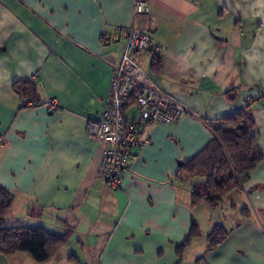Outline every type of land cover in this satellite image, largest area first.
Wrapping results in <instances>:
<instances>
[{"label":"crops","instance_id":"obj_1","mask_svg":"<svg viewBox=\"0 0 264 264\" xmlns=\"http://www.w3.org/2000/svg\"><path fill=\"white\" fill-rule=\"evenodd\" d=\"M135 2L147 12L134 15ZM131 28L162 49L158 72L152 54L139 64L185 115L143 129L147 143L113 190L98 180L101 147L85 129L104 109L124 50L102 37ZM23 80L37 84L38 106L22 108L12 88ZM263 96L264 0H0V188L13 196L6 226L34 220L32 207L38 227L68 232L61 249L74 245L75 264H183L202 223L220 224L225 240L208 251L204 239L192 264H264ZM248 102L262 161L222 198L216 220L206 204L190 206L192 184L178 170L211 141L210 123ZM191 223L199 236L179 258ZM17 256L0 255V264H22Z\"/></svg>","mask_w":264,"mask_h":264},{"label":"trees","instance_id":"obj_2","mask_svg":"<svg viewBox=\"0 0 264 264\" xmlns=\"http://www.w3.org/2000/svg\"><path fill=\"white\" fill-rule=\"evenodd\" d=\"M152 69L156 72L160 69V59L156 56L152 61ZM12 90L22 101V108L28 104L35 107L40 104L35 82H16ZM259 102L264 103V96ZM252 106L253 103L248 102L243 110L210 123L211 141L196 157L179 167L177 175L181 178L182 174H186V179L191 180L192 208L204 203L211 210H216L227 193L240 188L241 177L262 161L251 115ZM12 203L13 196L0 188V255L14 257L25 254L37 264L54 258L67 244L68 232L59 235L42 227L6 226L5 219ZM242 213H247V210ZM227 235L228 232L220 224L214 225L206 238L208 251L220 245ZM198 236V226L191 223L188 238L176 252L179 258L189 240Z\"/></svg>","mask_w":264,"mask_h":264},{"label":"built area","instance_id":"obj_3","mask_svg":"<svg viewBox=\"0 0 264 264\" xmlns=\"http://www.w3.org/2000/svg\"><path fill=\"white\" fill-rule=\"evenodd\" d=\"M146 3L135 2L134 15L147 12ZM124 42L121 59L112 69L109 94L100 117L86 123L87 138L101 147L98 180L116 190L133 150L147 143L142 131L151 125H173L184 115L183 107L172 97L157 90L141 68L138 57L152 54L158 58L162 49L152 37L137 29L117 30L102 42ZM264 105V103H263ZM54 110V102L48 104Z\"/></svg>","mask_w":264,"mask_h":264},{"label":"rangeland","instance_id":"obj_4","mask_svg":"<svg viewBox=\"0 0 264 264\" xmlns=\"http://www.w3.org/2000/svg\"><path fill=\"white\" fill-rule=\"evenodd\" d=\"M231 29H227L225 30L226 32L230 31ZM227 35V34H226ZM231 36H228V38ZM182 182H188L190 183L191 180L186 179V174H182L181 179ZM12 211H17V210H12ZM214 214L213 215V219L220 218V214L221 211L219 209L213 211ZM27 215L32 216L31 218H35L34 220L28 219L27 221H25L24 223L20 224L22 227H30V228H36L38 227V210H36L35 208H27ZM12 217H16L18 218L19 214L18 212H13L11 214ZM10 217H8L9 219ZM23 219V217H21V220ZM215 220V221H216ZM7 224H9V221H6ZM225 228H228V226H225ZM201 230V229H200ZM50 232H53L54 230H49ZM202 241H194L193 242V246L192 249H190L187 254L185 255L183 264H192L193 260L195 259V257L198 255L197 253H199V243L200 242H204V239L207 238L208 234L211 231L210 226H208L206 223H202ZM74 250V245L71 243L68 246H66L65 248L61 249L60 252L56 255V257L51 260L48 261L46 263L43 264H75L74 262L69 261L68 257L71 256V254L73 253ZM12 260H16V262H20L22 264H37L35 263L29 256L27 255H20L17 256L16 259H12Z\"/></svg>","mask_w":264,"mask_h":264}]
</instances>
